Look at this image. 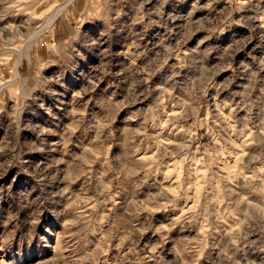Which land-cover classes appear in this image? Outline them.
Returning <instances> with one entry per match:
<instances>
[{
  "label": "rangeland",
  "instance_id": "374dc122",
  "mask_svg": "<svg viewBox=\"0 0 264 264\" xmlns=\"http://www.w3.org/2000/svg\"><path fill=\"white\" fill-rule=\"evenodd\" d=\"M0 264H264V0H0Z\"/></svg>",
  "mask_w": 264,
  "mask_h": 264
}]
</instances>
